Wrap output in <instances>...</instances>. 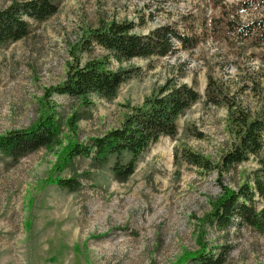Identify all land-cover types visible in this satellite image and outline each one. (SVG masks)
Wrapping results in <instances>:
<instances>
[{"label": "rangeland", "instance_id": "374dc122", "mask_svg": "<svg viewBox=\"0 0 264 264\" xmlns=\"http://www.w3.org/2000/svg\"><path fill=\"white\" fill-rule=\"evenodd\" d=\"M26 1L31 0H0V10ZM56 1V14L31 22L26 38L0 46V135L29 128L47 98L60 143L15 162L0 153V264H176L197 249V220L220 192L214 172L205 174L180 156L186 147L217 162L228 143L226 108L204 102L207 77L243 109L255 113L264 107V43L240 41L226 27L228 21L248 25L260 19L264 0ZM100 19L132 22L139 35L172 25L198 44L168 57L120 62L93 46L77 56L81 64L106 56L108 70L132 72L115 96L91 94L83 103L51 92L72 62L70 45ZM168 80L192 86L201 99L177 118L175 136L160 137L139 155L126 181L114 179L113 157L99 167L88 158L63 165L70 141L87 144L118 127L130 107ZM129 159L123 154L120 162ZM258 167L250 157L232 167L223 184L232 189L246 179L251 184ZM56 179H74L79 187L60 188ZM253 206L264 211V199L255 197ZM206 231L214 254L221 245L232 246L224 264H264V235L235 226L227 234Z\"/></svg>", "mask_w": 264, "mask_h": 264}, {"label": "trees", "instance_id": "16d2710c", "mask_svg": "<svg viewBox=\"0 0 264 264\" xmlns=\"http://www.w3.org/2000/svg\"><path fill=\"white\" fill-rule=\"evenodd\" d=\"M57 10L56 0L14 2L0 10V46L26 38L31 22L46 21ZM226 27L240 41L250 39L254 45L264 43V13L260 19L248 25L228 21ZM134 28L132 22H105L100 19L97 27L86 29L75 44L70 45L72 62L67 65L64 81L50 91L80 99L83 103L91 94L106 99L115 96L120 84L129 79L132 72L108 70L106 56L81 64L79 55L91 52L93 46L120 62L135 58L168 57L174 55L177 48L191 50L198 44L194 36H186L172 25L157 27L147 35L136 34ZM203 97L206 105L226 108L228 143L221 150L217 162L186 147L180 152L188 165L205 174L214 172L220 192L208 200L209 211L197 220V249L192 253L185 252L176 260V264L189 260L194 264L225 263L232 246H219L218 254L209 251L207 227L227 234L235 226L237 230L249 228L264 235V211L257 213L253 206L255 197L264 199V107L255 113L243 109L211 76L207 77ZM200 99L201 96L192 86L168 80L144 97L140 105L130 107L118 127L90 139L87 144L70 141L62 153L61 162L66 165L75 158H88L93 167H99L113 157L112 175L116 181L124 182L133 174L139 155L160 137L175 136L177 118ZM40 106L39 116L29 128L0 135V153L11 161L15 162L40 149L50 150L60 144L59 125L53 107L47 98ZM76 122V117L69 119L71 126ZM123 154L130 155V159L122 164L120 158ZM250 157L256 158L259 165L252 173L251 184L246 179L237 184L236 189L224 185V175ZM55 183L70 191L79 187L74 179H56Z\"/></svg>", "mask_w": 264, "mask_h": 264}]
</instances>
